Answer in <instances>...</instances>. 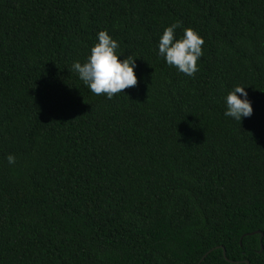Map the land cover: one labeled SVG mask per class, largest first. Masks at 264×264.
<instances>
[{"label": "trees", "instance_id": "obj_1", "mask_svg": "<svg viewBox=\"0 0 264 264\" xmlns=\"http://www.w3.org/2000/svg\"><path fill=\"white\" fill-rule=\"evenodd\" d=\"M177 21L194 76L159 55ZM102 30L136 64L112 99L72 71ZM261 233L264 0H0V264H264Z\"/></svg>", "mask_w": 264, "mask_h": 264}, {"label": "clouds", "instance_id": "obj_2", "mask_svg": "<svg viewBox=\"0 0 264 264\" xmlns=\"http://www.w3.org/2000/svg\"><path fill=\"white\" fill-rule=\"evenodd\" d=\"M181 24V21H177L165 28L159 40V55L165 58L169 66L187 76H194L199 70L198 60L203 55L205 40L192 27L184 29L183 35L177 38L176 30ZM119 47L117 40L107 30H102L98 33V43L91 48L87 60L73 64L72 71L78 73L80 80L95 95H106L108 99H112L125 89L138 85L135 58L126 56L121 60ZM226 106L225 115L236 121L241 122L242 118L253 113L245 86L237 85L227 94ZM7 160L9 164H15V155L9 154Z\"/></svg>", "mask_w": 264, "mask_h": 264}, {"label": "water", "instance_id": "obj_3", "mask_svg": "<svg viewBox=\"0 0 264 264\" xmlns=\"http://www.w3.org/2000/svg\"><path fill=\"white\" fill-rule=\"evenodd\" d=\"M254 234V233H253ZM263 237H264V234L263 233H261V250H260V252H262L263 250H264V246H263ZM224 250V256L227 258V254H226V250L225 249H223ZM212 251H209L207 254H206V256H205V258L211 253ZM247 262V264H250L248 261H246ZM232 263H235V262H232Z\"/></svg>", "mask_w": 264, "mask_h": 264}]
</instances>
